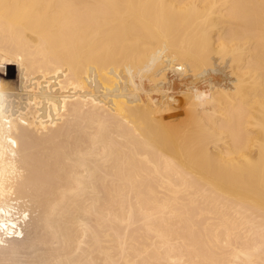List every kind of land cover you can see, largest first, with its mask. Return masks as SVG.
I'll return each instance as SVG.
<instances>
[{
	"label": "bare ground",
	"instance_id": "obj_1",
	"mask_svg": "<svg viewBox=\"0 0 264 264\" xmlns=\"http://www.w3.org/2000/svg\"><path fill=\"white\" fill-rule=\"evenodd\" d=\"M0 93V264H264V0H0Z\"/></svg>",
	"mask_w": 264,
	"mask_h": 264
},
{
	"label": "rangeland",
	"instance_id": "obj_2",
	"mask_svg": "<svg viewBox=\"0 0 264 264\" xmlns=\"http://www.w3.org/2000/svg\"><path fill=\"white\" fill-rule=\"evenodd\" d=\"M220 63V61L218 62H216V65L217 64H219ZM11 67V68H10ZM218 67V66H217ZM222 67V69L224 70V68L225 67H223V65L221 66ZM1 68H4V70L2 71V73H1V76H5V75H8V77L9 78H11V81H12V83L14 84V85H16V83H17V78H18V71H16L17 70V67H15V69L14 68H12V66H3V67H1ZM9 68V69H8ZM219 68H220V66H219ZM228 68V67H227ZM12 69V70H11ZM226 71V72H225ZM229 71H230V69H229ZM228 71V69L226 70H224V71H221V70H217V71H209V73H206L205 75H203V77L202 76H200V78H195L194 77V75L192 76V73L191 72H189V74L187 75V76H185V77H181L182 79H180V77H177V76H173L172 74H170V79L172 80L173 78H174V80H172L169 84H168V86L165 84L164 85V89H163V91H164V93L162 92V94L160 93V92H158V94H156V92H154V93H152V97H156V101H158L159 100V97H160V100L159 101H161V100H166V99H168L169 98V101L171 102V105H170V107L172 106H174L168 113H166L165 114V116L167 117V120H172V118H174V121H175V119H178V121H180V119L181 118H183L184 117V108H185V106H184V101H185V99H186V95L188 94V88H190L195 82H197L198 84H201V82L199 83V81L201 80H203L204 79V77H206L207 79H206V81H208L209 83H213V84H219V82H220V84H224L225 85V83H227V85H229V81H230V79L232 78L231 76H230V74L229 73H227V72H229ZM16 72V73H15ZM211 72H213V73H211ZM224 72V73H223ZM18 73V74H17ZM191 73V74H190ZM220 73V74H219ZM209 74V75H208ZM222 74V75H221ZM226 76H225V75ZM169 75V74H168ZM173 76V77H172ZM177 78H179V79H177ZM223 80H222V79ZM229 78V79H228ZM178 80H180V81H178ZM195 80V81H194ZM199 80V81H198ZM205 80V79H204ZM211 80V81H210ZM228 80V81H227ZM177 81L179 82V83H177ZM227 81V82H226ZM218 82V83H217ZM222 82H224V83H222ZM192 83V84H191ZM148 85V84H147ZM171 85H173V86H171ZM179 85V86H178ZM204 85H206V86H208V84H204ZM165 86L167 87V88H165ZM170 87H174L173 89H171ZM180 87V88H179ZM171 90H170V89ZM178 88V89H177ZM166 89H167V91H166ZM168 89L170 90V92L168 91ZM176 89H177V92H176ZM174 90V91H173ZM172 91H173V93H172ZM186 93V94H184V93ZM160 93V94H159ZM166 93V95H164ZM179 93V94H178ZM167 94H169V95H167ZM175 94V95H174ZM163 95L165 96V98H163ZM170 95H174V96H171L170 97ZM178 95V96H177ZM162 96V97H161ZM179 96H180V98H179ZM158 97V98H157ZM173 98V99H172ZM155 99V98H154ZM174 100V101H173ZM175 100H176V102H175ZM179 103H178V102ZM180 102H181V105H180ZM179 106V107H178ZM175 107H176V110H175ZM178 107V108H177ZM178 109V110H177ZM174 110V111H173ZM181 111V112H180ZM179 116V117H178ZM175 122H177V120L175 121Z\"/></svg>",
	"mask_w": 264,
	"mask_h": 264
},
{
	"label": "snow or ice",
	"instance_id": "obj_3",
	"mask_svg": "<svg viewBox=\"0 0 264 264\" xmlns=\"http://www.w3.org/2000/svg\"><path fill=\"white\" fill-rule=\"evenodd\" d=\"M0 95H2V93H0Z\"/></svg>",
	"mask_w": 264,
	"mask_h": 264
}]
</instances>
